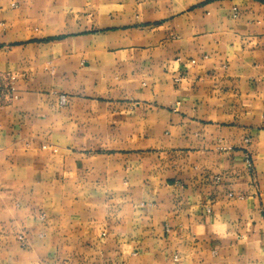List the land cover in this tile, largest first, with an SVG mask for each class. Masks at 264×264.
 Returning a JSON list of instances; mask_svg holds the SVG:
<instances>
[{"label":"crops","instance_id":"crops-1","mask_svg":"<svg viewBox=\"0 0 264 264\" xmlns=\"http://www.w3.org/2000/svg\"><path fill=\"white\" fill-rule=\"evenodd\" d=\"M0 264H264V0H0Z\"/></svg>","mask_w":264,"mask_h":264},{"label":"built area","instance_id":"built-area-1","mask_svg":"<svg viewBox=\"0 0 264 264\" xmlns=\"http://www.w3.org/2000/svg\"><path fill=\"white\" fill-rule=\"evenodd\" d=\"M247 166L250 167V161L249 160H247Z\"/></svg>","mask_w":264,"mask_h":264}]
</instances>
